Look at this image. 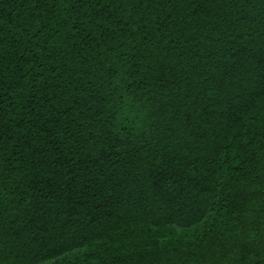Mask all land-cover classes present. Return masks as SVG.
Returning a JSON list of instances; mask_svg holds the SVG:
<instances>
[{"label": "trees", "instance_id": "16d2710c", "mask_svg": "<svg viewBox=\"0 0 264 264\" xmlns=\"http://www.w3.org/2000/svg\"><path fill=\"white\" fill-rule=\"evenodd\" d=\"M0 264H264V0H0Z\"/></svg>", "mask_w": 264, "mask_h": 264}]
</instances>
